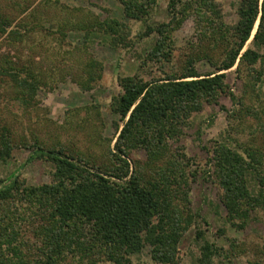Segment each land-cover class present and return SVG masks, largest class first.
I'll use <instances>...</instances> for the list:
<instances>
[{
  "label": "trees",
  "instance_id": "obj_1",
  "mask_svg": "<svg viewBox=\"0 0 264 264\" xmlns=\"http://www.w3.org/2000/svg\"><path fill=\"white\" fill-rule=\"evenodd\" d=\"M117 1L125 17L137 22L149 16L157 3V0ZM167 9L170 21L179 26L146 25L142 34H155L157 38L145 59L168 61L172 50L170 34L190 15L196 25V47L187 55V67L179 75L164 74L148 81L136 76L119 78L120 92L113 98L110 111L122 125L109 167L90 165L80 158L65 156L62 151L39 148L33 151L36 158L52 163L55 171L50 183L28 186L14 178L0 188V264H65L68 259L77 264L99 261L126 264L131 256L140 255L146 248L154 262L178 264L183 228L175 201H182L187 209L182 185L191 173L186 172L187 160L179 161L183 154H170L168 142L179 139L188 117L203 103L216 102L220 94L236 100L225 83V72L236 61L237 72L242 66L255 67L264 61V0H239L235 10L237 21L230 26L223 22L214 0H167ZM110 23L99 26L104 35L108 31L117 36L110 46L125 47V37L119 36L123 25ZM11 25V19L0 14L1 41L21 42L30 27L24 26V33L19 26ZM209 52L215 54L210 62L213 70L199 74L194 63L202 55L209 58ZM91 69L89 65V82L95 75ZM0 80L7 86V95H13L25 107L43 87L30 67H19L11 57L2 54ZM76 83L80 85L78 79ZM244 109V114L250 115L251 109L245 106ZM7 132L3 130L0 134V161L9 157L13 147ZM253 147L238 152L229 144L217 142L211 152L210 178L220 192L225 223L238 231L248 226L256 209L264 208V178L259 176L264 169L263 160L257 147ZM137 149L144 151L146 160L134 161L130 171L128 157ZM145 169H152L154 176L146 179ZM251 183L254 189L250 188ZM23 202L45 210L40 217L43 225L37 230L38 244L27 246L34 249V252L26 249L28 254L22 252L24 243L16 244L18 233L5 226L6 219L15 212H9L10 207ZM185 221L186 227L189 226L190 221ZM236 249V243L231 242L224 249L203 240L196 264H214L216 259L228 262L237 256Z\"/></svg>",
  "mask_w": 264,
  "mask_h": 264
},
{
  "label": "rangeland",
  "instance_id": "obj_2",
  "mask_svg": "<svg viewBox=\"0 0 264 264\" xmlns=\"http://www.w3.org/2000/svg\"><path fill=\"white\" fill-rule=\"evenodd\" d=\"M238 1L214 0L226 25L236 23ZM156 2L150 15L137 22L125 17L117 0H0V14L11 19V26H19L24 33L23 27H30L21 42H2L0 38V54L11 57L19 67H30L43 85L25 107L13 95H7V86L0 80V134L7 130L13 145L9 157L0 161V188L14 178L28 186L52 181L54 165L45 158H36L33 151L37 148L62 151L65 156L80 158L96 167L112 165L111 152L122 122L110 111V104L120 92L119 78L136 76L148 81L162 78L164 74L179 75L187 67L188 53L196 47V25L194 17L189 15L170 34L172 50L168 61L145 59L157 38L155 34H142L146 25L179 26L170 21L167 0ZM110 21L123 25L119 36L125 37V47L110 46L117 36L108 31L104 35L99 28L105 23L111 24ZM214 59L213 52H209V58L202 55L196 59L194 68L199 74L212 71L210 62ZM237 64L238 61L225 72V83L236 100L220 94L216 102L203 103L198 111L190 114L179 139L168 142L170 154H183L179 161L185 158L186 172L191 173L182 185L187 209L182 201H175L183 228L178 264H196L203 240L224 249L231 242L237 244V256L228 262L216 259L214 264L251 261L264 264V208L256 209L243 230L232 228L225 223L220 192L210 178L211 152L217 142L229 144L238 152L254 145L264 166V61L255 67L242 66L238 72ZM89 65L95 72L90 82ZM238 100L242 102L240 105ZM244 106L251 109L250 115L244 114ZM128 160L132 171L134 161L146 160L145 153L132 150ZM143 175L146 179L154 176L152 169H145ZM259 176L264 178V169ZM12 211L15 212L6 219L5 226L18 233L16 244L24 243L23 253L28 254L26 249L34 252L27 246L38 244L37 230L43 225L40 217L45 210L23 202L11 206L9 212ZM188 216L191 217L188 219ZM185 220L190 221L187 227ZM198 232L202 235H197ZM65 264L77 263L68 259ZM126 264L159 263L151 259L146 248L140 255L131 256Z\"/></svg>",
  "mask_w": 264,
  "mask_h": 264
}]
</instances>
